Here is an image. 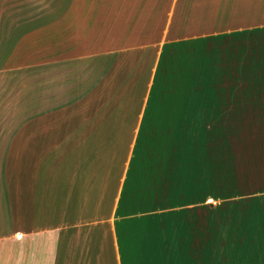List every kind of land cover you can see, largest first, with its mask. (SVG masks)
Segmentation results:
<instances>
[{
  "label": "crops",
  "instance_id": "0c3cea01",
  "mask_svg": "<svg viewBox=\"0 0 264 264\" xmlns=\"http://www.w3.org/2000/svg\"><path fill=\"white\" fill-rule=\"evenodd\" d=\"M261 32L264 0H0V258L264 264V192L207 195L222 44Z\"/></svg>",
  "mask_w": 264,
  "mask_h": 264
},
{
  "label": "rangeland",
  "instance_id": "374dc122",
  "mask_svg": "<svg viewBox=\"0 0 264 264\" xmlns=\"http://www.w3.org/2000/svg\"><path fill=\"white\" fill-rule=\"evenodd\" d=\"M222 45V50L228 47L227 50L231 51L232 66L237 67V90H233L237 97L231 99V118L228 115L221 122L220 176L216 177L214 191L212 179L209 180L210 171L207 170V195L221 194L227 188H234V192L264 191V32L240 36L236 42L225 41ZM211 57L212 61L218 59L214 55ZM226 63L229 67L230 61ZM207 65L211 67L210 61ZM236 83L232 80L231 84ZM229 85L225 81L224 86L228 91ZM225 97L223 99L230 105L228 95ZM229 105L226 106L229 108ZM221 195L223 198L229 197ZM209 203L212 205L213 202ZM3 258H0V264H6ZM8 261L21 264L20 248L14 249L13 257Z\"/></svg>",
  "mask_w": 264,
  "mask_h": 264
},
{
  "label": "trees",
  "instance_id": "16d2710c",
  "mask_svg": "<svg viewBox=\"0 0 264 264\" xmlns=\"http://www.w3.org/2000/svg\"><path fill=\"white\" fill-rule=\"evenodd\" d=\"M234 188H227L225 192H221V194H225V196H232V195H243V194H248V193H263L264 191H253V192H245V191H236L234 192ZM228 198V197H225Z\"/></svg>",
  "mask_w": 264,
  "mask_h": 264
}]
</instances>
